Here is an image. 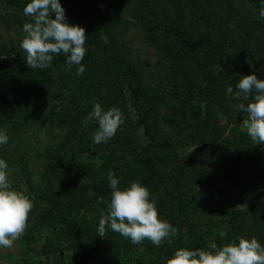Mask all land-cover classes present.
<instances>
[{
	"label": "trees",
	"instance_id": "trees-1",
	"mask_svg": "<svg viewBox=\"0 0 264 264\" xmlns=\"http://www.w3.org/2000/svg\"><path fill=\"white\" fill-rule=\"evenodd\" d=\"M28 2L0 0V28L19 33H0V129L9 137L0 158L33 203L14 240L23 255L3 248L0 264H165L180 247L241 236L264 245V144L238 127L248 119L239 105L250 98L235 95L242 75L264 79L261 0H60L67 20L85 29L82 75L63 54L43 70L27 67L20 43L32 20L23 13ZM131 28L155 51L150 71L119 37ZM96 103L124 120L102 144L92 139L98 123L87 119ZM109 173L121 188H148L178 230L171 244L134 245L108 229L98 236Z\"/></svg>",
	"mask_w": 264,
	"mask_h": 264
},
{
	"label": "clouds",
	"instance_id": "clouds-1",
	"mask_svg": "<svg viewBox=\"0 0 264 264\" xmlns=\"http://www.w3.org/2000/svg\"><path fill=\"white\" fill-rule=\"evenodd\" d=\"M31 22L23 25L24 38L20 48L27 67L43 70L51 65L53 57L63 54L66 63L76 66V74L82 75L85 66L86 33L80 25L70 23L60 0H30L23 8ZM53 14L55 18L53 17ZM259 18L264 19V0H261ZM235 93H241L250 102L240 104L239 109L248 114L244 121L247 135L257 143L264 144V79L256 73L242 75ZM229 93L233 89H227ZM87 119L96 121L98 128L92 139L96 144L112 139L122 126V113L116 107L105 110L101 104L93 105ZM6 130L0 129V145L8 143ZM111 198L107 202V213L98 221V236L104 237L106 229L119 233L137 245L149 240L159 247L165 240L172 243L178 230L160 217L156 202L150 199L146 186L139 181H131L121 188L120 180L113 173L108 175ZM103 203V198H99ZM32 200L22 191L13 188L9 179V165L0 158V248H9L14 240L25 232ZM165 264H264V245L255 237H239L233 242L218 246L210 242L207 248L190 249L180 247L173 251Z\"/></svg>",
	"mask_w": 264,
	"mask_h": 264
},
{
	"label": "rangeland",
	"instance_id": "rangeland-1",
	"mask_svg": "<svg viewBox=\"0 0 264 264\" xmlns=\"http://www.w3.org/2000/svg\"><path fill=\"white\" fill-rule=\"evenodd\" d=\"M0 33L2 34L6 33L8 34V37L10 34H12L13 37H17V35L19 34V33H14L12 30L10 31V30L2 29V28H0ZM119 37L126 41H131V45L133 47L132 57L136 60V64H138L142 68H146L149 71L153 69L154 65L156 64V59H157L155 56V51L151 48L150 45L144 42L143 38L140 35H138V33H136L135 29L131 28L126 34L119 33ZM147 62H149L151 65L149 66L146 65ZM245 119L238 125V127L242 130H246V128L244 127V121H246ZM51 133L52 131H49L47 133L48 135L47 137H45L44 142L51 141V136H52ZM140 134H142V131H140ZM27 139L28 141L25 144H26L28 151L31 149L35 150L36 148L39 147V144L35 140L34 137L28 136ZM187 151L188 152L193 151V147H190ZM32 169L35 173H37V175L41 174L42 168H41L40 163H38L37 161H33ZM15 171L17 170L12 169L9 166V179L14 189H15L16 182L19 184H23V185L25 184L24 179L21 178L20 176H17L15 174ZM18 247H19V244L15 243L14 241L11 248L18 252L19 251ZM5 254L6 252L3 251V248H2L0 250V257ZM21 255H23L22 251L18 252V256H21Z\"/></svg>",
	"mask_w": 264,
	"mask_h": 264
}]
</instances>
